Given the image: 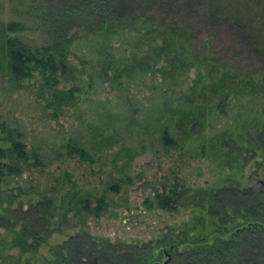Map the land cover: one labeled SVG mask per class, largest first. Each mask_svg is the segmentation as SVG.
I'll return each instance as SVG.
<instances>
[{
    "label": "trees",
    "instance_id": "1",
    "mask_svg": "<svg viewBox=\"0 0 264 264\" xmlns=\"http://www.w3.org/2000/svg\"><path fill=\"white\" fill-rule=\"evenodd\" d=\"M240 1L6 0L15 17L0 19V66L16 83L38 77V97L55 117L77 107L85 84L92 86L99 77L115 87L142 81L149 82L152 90L165 87L173 91L188 85L182 93L185 101L167 103L152 128L159 132L156 139L167 153L193 143L202 146L200 153L206 147L225 153L230 172L222 171L210 189L194 192L204 198V206L209 204L211 216L221 218L216 231L225 227L232 234L211 244L199 242L176 254L169 264H264V187L244 185L241 180L244 166L258 152L264 155V117L232 112V121L219 131L211 136L206 131L220 115L229 116L235 103L264 95V44L255 38L252 0L237 5ZM85 41L83 52L79 44ZM23 136L16 127L0 121V228L13 236L11 244L1 241L2 264H33L23 263L22 256L38 249L54 216L51 197L44 195L37 202L30 199L32 216L22 208V201L19 208L13 207L25 190L15 193L1 188L2 181L23 176L26 169L45 166L39 153L27 148ZM65 150L83 162L94 161L90 150L77 141L67 143ZM135 155L130 154L126 163ZM224 166L219 165V172ZM63 176L67 182L73 179L68 171ZM132 182L130 175L122 174L109 189L120 192ZM191 189L176 185L155 190L145 203L149 209L175 211ZM66 198L96 217L108 209L105 194L96 198L91 191L78 189ZM228 223L238 226L227 228ZM38 226L39 230H30ZM192 229L187 228L185 236ZM77 238L78 242L73 239L62 245L64 249L52 251L54 260L49 263L147 264L151 253L150 247L137 245L117 253L109 241L95 242L87 233ZM179 238L173 236L165 243L176 247L194 239ZM5 247L18 248L20 254H4Z\"/></svg>",
    "mask_w": 264,
    "mask_h": 264
},
{
    "label": "rangeland",
    "instance_id": "2",
    "mask_svg": "<svg viewBox=\"0 0 264 264\" xmlns=\"http://www.w3.org/2000/svg\"><path fill=\"white\" fill-rule=\"evenodd\" d=\"M7 2L0 0L4 6L0 8L2 20L15 17ZM250 7L251 16L255 17V38L264 44V0H252ZM79 45L84 52L86 41ZM195 73L193 68L191 76ZM99 78L94 80L92 86L85 84L77 107H69L55 117L51 111L45 110L43 100L38 97V77L16 83L11 81L0 66V121L22 131L27 148L31 152L37 151L45 163L42 168L26 169L23 176L2 181L1 188H8L15 193L25 190L13 207L19 208L22 201V208L29 210L32 216L35 211L29 208L30 199L37 202L45 195L54 202V216L50 219L49 230L43 234L44 239L39 240L37 250L23 254V263L30 261L33 264H50L49 260H54L52 251L64 249L62 245L73 239L78 242L79 233L89 234L95 242L109 241L118 250L117 253L120 249L128 250L132 245L140 248L148 246L151 253L147 264L163 262L165 250L171 247L165 242L173 236L180 235V238L186 239L193 237L197 240L189 239L186 244L176 245L172 259L199 242L211 244L216 238H229L232 232L225 227L216 231L221 218L211 216L209 204L204 206V198L194 192L196 188L210 189L220 179L222 171L230 172L227 159L223 157L225 153H216L215 149L209 147L200 153L203 148L198 143L167 153L156 139L159 132L152 128L155 120L162 117L167 103L185 101L182 93L188 85L173 92L165 87L152 90L149 82L142 81L115 87L110 81ZM233 110L230 109L229 116L220 115L214 125L207 128V135L211 136L227 122H231L232 112H253L264 117V95L247 103H235ZM139 123L142 128H139ZM95 125H99V128ZM140 129L141 132H138ZM102 136L106 137L104 141ZM75 141L90 150L93 162H83L80 158L66 154V144ZM100 148L104 150L99 151ZM136 152L137 155L127 164L130 154ZM263 157L258 152L244 166L241 179L244 185L263 187L258 181L264 180ZM259 162H263L262 167L258 166ZM221 164L225 166L219 172ZM66 171L73 174L71 181L67 182L64 178ZM122 174L130 175L133 182L124 185L120 192L110 191V184ZM176 185L192 188L182 196L177 210L148 208L145 200L151 193L155 190L163 191L166 187L169 190ZM78 189L83 193L91 191L96 198L105 194L108 209L103 215L96 217L82 210V205L78 208L75 203H70V199L64 201L69 192ZM237 226L234 224L232 227L229 223L226 225L227 228ZM189 227L193 229L185 236V230ZM20 229L19 225L17 230ZM39 229L40 226L30 230L35 232ZM4 239L11 244L13 236L1 227L0 244ZM8 253L18 255L20 250L5 247L4 254Z\"/></svg>",
    "mask_w": 264,
    "mask_h": 264
},
{
    "label": "water",
    "instance_id": "3",
    "mask_svg": "<svg viewBox=\"0 0 264 264\" xmlns=\"http://www.w3.org/2000/svg\"><path fill=\"white\" fill-rule=\"evenodd\" d=\"M258 181L264 187V180L263 179H259ZM173 249H174V246L172 245L170 247V251H172ZM171 260H172V253L167 254L165 252V259L163 260V262L162 263L156 262L154 264H169L171 262Z\"/></svg>",
    "mask_w": 264,
    "mask_h": 264
},
{
    "label": "flooded vegetation",
    "instance_id": "4",
    "mask_svg": "<svg viewBox=\"0 0 264 264\" xmlns=\"http://www.w3.org/2000/svg\"><path fill=\"white\" fill-rule=\"evenodd\" d=\"M167 254L171 253L170 249L165 250Z\"/></svg>",
    "mask_w": 264,
    "mask_h": 264
}]
</instances>
